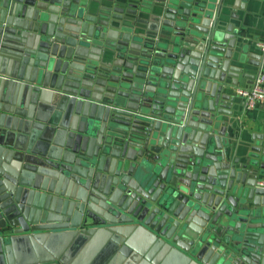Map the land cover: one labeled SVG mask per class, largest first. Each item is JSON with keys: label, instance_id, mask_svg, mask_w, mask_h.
Returning a JSON list of instances; mask_svg holds the SVG:
<instances>
[{"label": "water", "instance_id": "water-1", "mask_svg": "<svg viewBox=\"0 0 264 264\" xmlns=\"http://www.w3.org/2000/svg\"><path fill=\"white\" fill-rule=\"evenodd\" d=\"M221 6L0 0V264H264V141L231 104L261 56ZM29 235L53 254L15 257Z\"/></svg>", "mask_w": 264, "mask_h": 264}, {"label": "crops", "instance_id": "crops-1", "mask_svg": "<svg viewBox=\"0 0 264 264\" xmlns=\"http://www.w3.org/2000/svg\"><path fill=\"white\" fill-rule=\"evenodd\" d=\"M158 2V0H151ZM221 16L227 26L231 24L233 29L239 32L237 42L248 46V51L255 55L258 53L261 57L255 58L260 61V65L248 64L249 71L256 72L261 67L263 68V55L257 45V41L264 39V0H222ZM253 58V57H252ZM254 59V58H253ZM240 83L237 87H248L253 84L254 80L250 82L247 77L240 76ZM237 87L232 89L234 91L236 100L231 101V104H237V109L234 111V116L237 119V128L240 135L245 136L246 139H252L251 143L256 144L263 139L264 141V103H258L254 108H248L243 98L237 93ZM238 138L240 136L238 135ZM250 141V140H249ZM244 140V143H249ZM264 179V178H263ZM262 180V179H261ZM60 237H57L54 242L53 248L60 253L64 252L71 244L72 239H68L67 232H63ZM28 238L21 239L17 244V250H14L15 257L28 259L30 255H35L37 252L43 256L53 254L49 247L42 244H34ZM73 240L75 239L72 237ZM114 242L109 240H94L84 241L80 248L76 251V258H81L84 264H124L127 260L131 259L130 254L123 256H114V253L109 252L114 248ZM117 249V248H114ZM162 264H179L178 259L175 257L161 256Z\"/></svg>", "mask_w": 264, "mask_h": 264}, {"label": "built area", "instance_id": "built-area-1", "mask_svg": "<svg viewBox=\"0 0 264 264\" xmlns=\"http://www.w3.org/2000/svg\"><path fill=\"white\" fill-rule=\"evenodd\" d=\"M264 60V39L257 41ZM237 93L243 98L246 106L254 108L258 103H264V67L260 70L252 85L237 88ZM264 186V179L259 181Z\"/></svg>", "mask_w": 264, "mask_h": 264}]
</instances>
